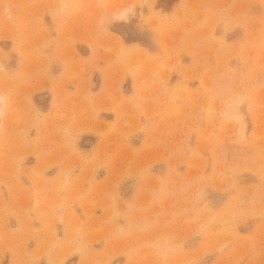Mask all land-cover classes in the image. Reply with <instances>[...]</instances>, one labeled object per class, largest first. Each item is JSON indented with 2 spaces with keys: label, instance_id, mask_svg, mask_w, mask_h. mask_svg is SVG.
<instances>
[{
  "label": "rangeland",
  "instance_id": "obj_1",
  "mask_svg": "<svg viewBox=\"0 0 264 264\" xmlns=\"http://www.w3.org/2000/svg\"><path fill=\"white\" fill-rule=\"evenodd\" d=\"M0 264H264V0H0Z\"/></svg>",
  "mask_w": 264,
  "mask_h": 264
},
{
  "label": "bare ground",
  "instance_id": "obj_2",
  "mask_svg": "<svg viewBox=\"0 0 264 264\" xmlns=\"http://www.w3.org/2000/svg\"><path fill=\"white\" fill-rule=\"evenodd\" d=\"M1 102H2V96H0V114H1Z\"/></svg>",
  "mask_w": 264,
  "mask_h": 264
}]
</instances>
